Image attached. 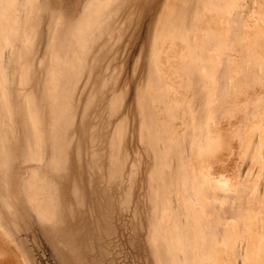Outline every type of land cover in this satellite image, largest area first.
Masks as SVG:
<instances>
[{
	"label": "rangeland",
	"instance_id": "obj_1",
	"mask_svg": "<svg viewBox=\"0 0 264 264\" xmlns=\"http://www.w3.org/2000/svg\"><path fill=\"white\" fill-rule=\"evenodd\" d=\"M9 1L0 264H264V0Z\"/></svg>",
	"mask_w": 264,
	"mask_h": 264
},
{
	"label": "bare ground",
	"instance_id": "obj_2",
	"mask_svg": "<svg viewBox=\"0 0 264 264\" xmlns=\"http://www.w3.org/2000/svg\"><path fill=\"white\" fill-rule=\"evenodd\" d=\"M23 1V0H22ZM9 2H11V1H9L8 0V5H9ZM3 3H4V1H3ZM18 3V2H17ZM5 6H6V2H5V4H4ZM12 5V4H11ZM13 6V5H12ZM9 8V7H8ZM12 8V7H11ZM4 12H5V10H4ZM4 15H6V14H4ZM9 16V15H8ZM2 20H3V17H2ZM8 22H9V20H8ZM1 23V22H0ZM8 24V23H7ZM264 34V33H263ZM23 77V76H22ZM25 80V79H24ZM23 83H25V82H23ZM29 100V99H28ZM203 195V194H202Z\"/></svg>",
	"mask_w": 264,
	"mask_h": 264
}]
</instances>
